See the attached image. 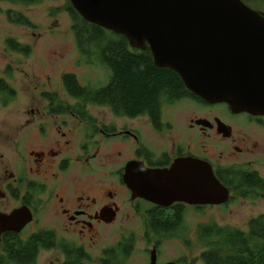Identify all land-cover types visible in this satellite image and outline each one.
I'll list each match as a JSON object with an SVG mask.
<instances>
[{"label": "flooded vegetation", "instance_id": "flooded-vegetation-1", "mask_svg": "<svg viewBox=\"0 0 264 264\" xmlns=\"http://www.w3.org/2000/svg\"><path fill=\"white\" fill-rule=\"evenodd\" d=\"M178 102H193L201 110L173 123L164 121L162 105L158 119L153 120L148 114L129 118L137 127L123 126L118 130L113 124L96 127L94 123L98 121L90 114V104L74 100L73 104H60L62 111L55 116L64 118L67 131H62L61 126L55 137H18L14 145L20 160L6 170L4 183L7 194L17 205L9 213H0L9 215L27 208L33 219L20 233L14 234L25 241L41 232L49 234L57 243L43 252L59 251L60 264L89 261L90 264H125L123 246L129 242L132 254L134 240L123 239L114 245L107 243L106 236L119 219L128 216L125 214L128 205L131 212L148 223L150 232L157 238L155 224L170 223L177 236L178 232H186L183 219L187 211L219 207L184 202L164 206L142 196L133 199L124 182L129 163L138 164L141 170L157 171L169 170L176 162L186 160L208 163L219 181L223 178L237 184L254 173L262 178L252 169V164L254 158H264V117L234 114L224 104L218 105L224 106L226 113H215L212 109L218 105L207 104L194 95ZM69 119L75 124H69ZM41 132H45L44 127ZM208 138L213 141V153L208 150ZM111 166L115 171L110 170ZM251 181V185L256 182L253 178ZM240 187H227L231 200L233 190ZM4 196L1 194L0 198ZM34 225L36 230L27 233ZM122 235L119 227L118 236ZM103 240L105 245L100 246ZM89 243L90 255L86 252ZM116 247V251L108 254L107 251ZM154 249L158 257V241L152 246Z\"/></svg>", "mask_w": 264, "mask_h": 264}, {"label": "water", "instance_id": "water-1", "mask_svg": "<svg viewBox=\"0 0 264 264\" xmlns=\"http://www.w3.org/2000/svg\"><path fill=\"white\" fill-rule=\"evenodd\" d=\"M69 1L85 22L124 36L132 49L148 48L156 67L177 73L207 104L264 117V13L242 0ZM141 169L134 162L126 167L124 182L133 199L164 206H222L231 200L208 163L183 160L169 170ZM32 219L27 208L0 213V246L2 235L20 233ZM150 264H157L156 249Z\"/></svg>", "mask_w": 264, "mask_h": 264}, {"label": "rangeland", "instance_id": "rangeland-1", "mask_svg": "<svg viewBox=\"0 0 264 264\" xmlns=\"http://www.w3.org/2000/svg\"><path fill=\"white\" fill-rule=\"evenodd\" d=\"M69 4V0H46L35 5L0 2V78L15 93L7 105L5 97L0 95V196L5 195L0 198V211L5 213L11 212L17 205L7 194L4 183L7 178L6 170L12 169L16 161L20 160V154L14 145L19 140L18 137H55L61 126L62 131H67L63 125L64 118L55 117L57 114L52 112L60 104L74 103V99H70L64 90L63 76L74 74L80 85L90 88L104 87L111 79L112 72L109 68L90 63L93 58L90 59L79 51L72 30L74 22L67 12ZM250 7L264 13V0H253ZM8 11L24 15L33 26L11 22L6 14ZM10 39L30 47V53L12 51L7 46ZM44 94H54L57 99L52 103ZM178 101L163 104L164 121L178 123L183 117L201 110L193 102ZM212 110L215 113H226L222 105ZM90 114L98 121L94 123L96 127L97 124L100 127L102 124H113L118 130L123 126L137 127L136 122L116 116L108 107L90 105ZM69 121V124H75L72 120ZM41 127H44V133L41 132ZM212 142V139H207L211 153L214 152ZM20 151L23 152L21 149ZM253 161L252 169L264 180V158H254ZM115 169L110 167L111 171ZM125 214L128 216L119 219L118 224L109 229L106 236L107 243L114 245L123 239L134 240L133 252L125 264H150V252L156 241L159 242L157 264H202L204 249L197 239L199 225L215 224L247 232L249 222L264 215V192L246 193L245 196L233 193L232 200L221 207H208L203 211L189 210L183 219L186 232H178L176 237L171 238L154 236L148 223L131 212L129 205ZM119 227L123 232L121 237L118 236ZM34 230L36 225L31 226L27 233ZM103 245L104 240L100 246ZM86 252L90 255V243L86 245ZM60 261L59 251H41L35 264H60ZM84 264H90V261Z\"/></svg>", "mask_w": 264, "mask_h": 264}, {"label": "trees", "instance_id": "trees-1", "mask_svg": "<svg viewBox=\"0 0 264 264\" xmlns=\"http://www.w3.org/2000/svg\"><path fill=\"white\" fill-rule=\"evenodd\" d=\"M44 1L46 0H0L25 5H35ZM242 1L250 6L253 0ZM67 12L74 22L72 30L79 51L84 56L93 58L90 63L100 64L112 72L108 85L101 88L83 87L74 74H65L62 84L70 98L92 106L108 107L116 116L135 118L148 114L154 120L159 118L164 103L193 96L177 73L168 68L155 66L148 48L145 51L132 49L124 36L85 22L73 10L71 4L68 5ZM6 14L11 22L33 26L20 13L8 11ZM7 44L8 48L15 52L28 54L31 51L30 47L13 39ZM0 95L5 97L6 105L15 95L8 83L1 78ZM44 97L52 103L57 99L54 94H44ZM60 111H62L60 107L52 109L53 113ZM251 178L256 181L253 185H251L253 181L250 182ZM220 181L227 187L241 186L233 190V193L239 196L255 193L256 190L264 192V180L256 173L246 175L237 183L238 185L223 178ZM155 225L160 237L176 236L175 229H170V223ZM174 225L176 227L177 223ZM197 237L204 249L201 255L202 264H264V215L252 219L247 232L213 224L199 226ZM56 243V239L43 232L26 241L17 234L6 233L0 246V264H35L39 253L51 249ZM123 247L127 260L132 251L131 245L125 242ZM117 249L116 247L107 252L111 254Z\"/></svg>", "mask_w": 264, "mask_h": 264}]
</instances>
